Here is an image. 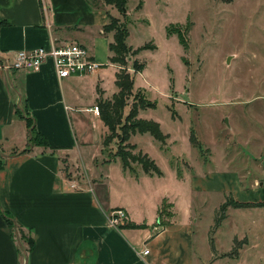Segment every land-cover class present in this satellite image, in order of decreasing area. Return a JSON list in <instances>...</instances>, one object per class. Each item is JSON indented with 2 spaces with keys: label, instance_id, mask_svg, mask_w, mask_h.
I'll return each instance as SVG.
<instances>
[{
  "label": "crops",
  "instance_id": "obj_1",
  "mask_svg": "<svg viewBox=\"0 0 264 264\" xmlns=\"http://www.w3.org/2000/svg\"><path fill=\"white\" fill-rule=\"evenodd\" d=\"M107 15L105 6L95 7L93 0H0V264H236L250 244L251 229L256 236V228H264V94L255 100L261 102V136L245 141L263 156L260 174L249 186L242 187L226 165L194 172L175 147L177 141L158 123L169 142L166 150L151 135L153 140L131 142L147 133H134L129 141L160 174L124 169L105 158L107 127L90 111L118 92L119 67L109 51L113 33L104 31ZM71 43L83 46L99 65L94 73L59 80L50 59L36 72L1 68L17 52ZM23 109L49 148L29 146L25 118L17 112ZM167 109L171 122L179 124L178 115ZM173 147L176 154L168 158ZM174 158L187 170L173 168ZM221 196L229 203L261 205L228 206L229 212L245 211L250 221L241 234L246 245L234 259L225 256L230 250L214 254L196 246L193 206L201 210L203 200ZM115 211L126 216L118 226L109 222ZM3 213L33 240L31 248Z\"/></svg>",
  "mask_w": 264,
  "mask_h": 264
},
{
  "label": "rangeland",
  "instance_id": "obj_2",
  "mask_svg": "<svg viewBox=\"0 0 264 264\" xmlns=\"http://www.w3.org/2000/svg\"><path fill=\"white\" fill-rule=\"evenodd\" d=\"M105 10L129 33L126 52L112 56L123 59L124 65L117 64L119 71L133 76V89L126 100L138 105L139 117L126 122L125 114L121 125L141 119L158 123L163 133L177 141L175 147L191 162L194 172L226 165L241 178L242 187L249 186L251 178L260 174L257 170L263 157L256 154L254 143L245 141L248 136H261L263 129L261 102L255 100L264 94V0H129L123 14L114 7L105 6ZM117 11L119 16H115ZM142 46L155 48L136 53ZM134 63L142 65L143 71L134 74ZM141 92L155 108L140 109ZM113 103L100 106V112L115 121ZM167 106L178 115L179 124L171 122ZM122 135L119 127L113 134L107 129L105 158L123 166L122 156L125 169L145 173L142 167L146 164L151 172V160L131 149L130 139L122 143ZM145 135L137 134L131 142L152 139L149 133ZM162 144L166 150L169 142L164 139ZM173 152L166 156L176 154L174 147ZM172 164L179 171L187 170L182 160L174 158ZM222 200L228 202L222 196L211 197L203 200L201 210L193 206L196 246L208 247L214 254L216 250L231 252L236 241H244L241 234L250 226L243 210L229 212L227 207L221 212ZM252 232L236 264H264V228H256V236Z\"/></svg>",
  "mask_w": 264,
  "mask_h": 264
},
{
  "label": "trees",
  "instance_id": "obj_3",
  "mask_svg": "<svg viewBox=\"0 0 264 264\" xmlns=\"http://www.w3.org/2000/svg\"><path fill=\"white\" fill-rule=\"evenodd\" d=\"M129 0H93L95 7L99 8L100 2L102 3V6H113L116 9L120 10V12L123 14L125 13V5L127 4ZM108 17V23L107 25L104 27V31L109 33L112 32L113 33V42L109 45V51L111 53H113L114 55H119L120 53H124L126 52V50L128 49L127 45H126V39L128 38V30L123 26V24L119 23V21L116 18H113L111 15H107ZM169 33V32H168ZM155 47L153 48H148L146 46H142V48L137 49L136 53L139 52V50H144V49H150L153 50ZM123 59H117L114 58L113 56L111 57V61L114 64H120V65H124L122 63ZM144 66V65H143ZM133 69H134V74L135 73H140L141 71H143L144 67H142V65H140L139 67H136V63L133 64ZM133 84H134V79L133 76H130L129 73L123 71H118V73L116 74V80H115V86L118 89V92L112 97L111 101L114 102V107H113V111H112V115L113 117L115 116V121H112L110 119H105L103 118V116L101 115V112H99V115L105 125V127H107L108 131L110 133H114L117 130V127L120 128L121 132L123 133L122 135V143L126 142L130 139L131 135L134 133H149L156 141L162 143L163 140L165 139V136H163V134L161 133L160 129H159V125L153 121H144L141 120L137 123H130L129 125H125V123L123 125H121V117H123L124 114V110L127 106L132 105V109H129L128 113L123 117L124 120L126 122H128L129 119H135L138 116V109L137 106L135 105V103H128L129 100H126V96L127 94H130L132 89H133ZM139 92V91H138ZM141 94L143 96H140V94L138 95L139 99H141V108L143 110L146 109H151V108H155V103L148 101L144 94L141 92ZM125 102L127 104H125ZM136 102V101H135ZM106 103V102H105ZM105 103L101 104L100 106L104 105ZM140 107V106H139ZM98 109L100 110V107H98ZM19 114H23L24 118H25V122L27 125V128L29 130V141L28 144L29 146H38V147H43V148H49L46 139L40 135L34 127V121L31 117L28 116V114L26 113V110H18L17 111ZM173 114V113H172ZM120 138V139H121ZM42 140V142L40 143L39 140ZM134 147L131 146V149H133ZM50 149L52 150H57V149H63V148H55V147H50ZM28 150H24L22 153L27 152ZM120 156V155H119ZM124 157L121 156V160L123 163V168L125 169L124 166ZM152 164L151 167V172H148V167L146 166V164H143V170L145 173L147 174H160L158 168L154 165V163L152 161H150ZM3 168V164L0 160V169ZM231 206L233 208H242V207H249V206H261L259 204L256 205H242V204H238V203H234L231 202H225L223 204V206L221 207V212L225 211V209ZM5 219L7 220L8 225L11 228L15 229V232L18 234L20 238L27 244V246L29 248H31V246L33 245V240L31 238H27L26 236H24L23 234H21L18 229L17 226L14 225V222L12 219H10L9 217H7L4 213H3ZM221 218L223 219L224 217L221 216L219 218V220H221ZM218 222L215 224L217 225ZM245 244V240L242 242H238L236 241L235 243V247L233 248V250L231 252H229L228 254H226V257L232 258L234 259L237 254L239 249L241 248V246ZM213 252V251H212Z\"/></svg>",
  "mask_w": 264,
  "mask_h": 264
},
{
  "label": "built area",
  "instance_id": "obj_4",
  "mask_svg": "<svg viewBox=\"0 0 264 264\" xmlns=\"http://www.w3.org/2000/svg\"><path fill=\"white\" fill-rule=\"evenodd\" d=\"M47 59L52 61L55 74L59 80L68 78L73 74L89 75L99 68V65L88 54L87 50L76 43L53 45L49 50L38 48L30 52H17L12 62L2 63L1 68L7 72L12 70L36 72ZM90 111L99 116L98 107L95 106ZM125 217L123 211H115L109 217V222L114 226H118Z\"/></svg>",
  "mask_w": 264,
  "mask_h": 264
},
{
  "label": "water",
  "instance_id": "obj_5",
  "mask_svg": "<svg viewBox=\"0 0 264 264\" xmlns=\"http://www.w3.org/2000/svg\"><path fill=\"white\" fill-rule=\"evenodd\" d=\"M31 147V146H30ZM24 254H25V252H24Z\"/></svg>",
  "mask_w": 264,
  "mask_h": 264
}]
</instances>
